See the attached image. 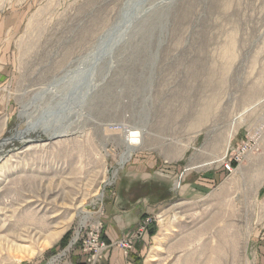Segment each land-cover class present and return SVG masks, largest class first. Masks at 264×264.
<instances>
[{
	"label": "rangeland",
	"instance_id": "obj_1",
	"mask_svg": "<svg viewBox=\"0 0 264 264\" xmlns=\"http://www.w3.org/2000/svg\"><path fill=\"white\" fill-rule=\"evenodd\" d=\"M263 121L264 0H0V227L42 235L0 264L78 262L137 193L136 264H264L263 163L221 164Z\"/></svg>",
	"mask_w": 264,
	"mask_h": 264
},
{
	"label": "built area",
	"instance_id": "obj_2",
	"mask_svg": "<svg viewBox=\"0 0 264 264\" xmlns=\"http://www.w3.org/2000/svg\"><path fill=\"white\" fill-rule=\"evenodd\" d=\"M262 139H264V121L259 132L248 134L243 140L236 143L235 146L230 147V151L227 152L221 160L222 166L227 171L231 172L234 164L238 166L247 156L257 153ZM148 221V219L143 220L140 228H144ZM101 233L102 231L96 227L87 232L80 234L77 232L75 234V239L73 237L74 240L72 239L71 243H74L73 245L77 248L78 254L82 256V259L78 260V262L84 264H98L104 252L111 246H117L122 249L124 254H127L132 242L130 237L123 236L119 240L106 243ZM141 233L140 230L139 234Z\"/></svg>",
	"mask_w": 264,
	"mask_h": 264
},
{
	"label": "crops",
	"instance_id": "obj_3",
	"mask_svg": "<svg viewBox=\"0 0 264 264\" xmlns=\"http://www.w3.org/2000/svg\"><path fill=\"white\" fill-rule=\"evenodd\" d=\"M251 155H249L250 157L248 158V166L259 168V166H261V164L263 163L264 167V150H262L260 153H254ZM224 173L225 171L220 168L218 177L222 178V175ZM201 180L204 181L206 179L201 178ZM133 196L134 197L130 201H125L124 204H121L122 206H119L117 211L113 212L108 218L105 219L106 223L102 233V238L106 243L116 241L120 237L123 230L126 229L128 225L134 222L128 219L130 211H132L134 215L138 216L137 214L139 213L141 207L145 206L151 210V208H153V206L155 205L148 202L151 197H149L148 195L146 196V194L144 193H137ZM127 202H129V204ZM135 252L136 249L134 250V252H131L129 255H127L123 253L121 248L117 246H111L104 252L98 264H136L133 258ZM137 252H141V247L139 250H137Z\"/></svg>",
	"mask_w": 264,
	"mask_h": 264
},
{
	"label": "bare ground",
	"instance_id": "obj_4",
	"mask_svg": "<svg viewBox=\"0 0 264 264\" xmlns=\"http://www.w3.org/2000/svg\"><path fill=\"white\" fill-rule=\"evenodd\" d=\"M70 98V97H69ZM67 100H64V102H66ZM71 103H73L72 99L70 98ZM129 131H125L126 133V137L124 138V146H125V150L123 151V153L121 154V163H123L125 160H127L130 155L131 152L134 150V147L137 146L138 144H140V131H136L133 129H128ZM65 132V129H54L46 134H48V138L52 139L55 137H60L62 135V133ZM15 138H18L22 141L26 140V132L22 133L19 130H17L15 132V134H13ZM29 139V138H28ZM3 144H0V146H2ZM1 148V147H0ZM137 148V147H136ZM1 157V156H0ZM9 194V193H8ZM97 197V196H96ZM1 204V203H0ZM4 208H6V206L4 205V207H0V213H3ZM45 209V208H44ZM83 211V210H81ZM81 213V212H80ZM32 214V213H31ZM86 213L82 212V217H81V223H83V221L85 222L86 219ZM36 218V217H35ZM42 218V217H41ZM28 221V220H27ZM24 224V223H23ZM41 224H45V223H41ZM20 225V224H19ZM14 224H10L8 227H6L5 229H2L0 227V230L2 229V234L0 233V253H12L13 251H22L24 248L25 251H27V247L25 245H30V244H25L27 242H33L36 240V236L41 237L40 235H38L39 233L36 231H33L34 229H31L26 227L27 223L25 224L26 226H24V228H20ZM22 225V224H21ZM30 226V225H29ZM19 227V228H18ZM35 228V227H34ZM38 230V229H36ZM50 233V232H49ZM43 234V233H42ZM46 234V232L44 233ZM56 234H58V232L56 233H52L49 235L44 236V242L45 244H50L52 242V240L54 239V237L56 236ZM55 235V236H54ZM37 237V238H38ZM223 239V238H222ZM32 244V243H31ZM220 245V243H218ZM34 246V244H33ZM157 246V245H156ZM29 247V246H28ZM217 247V246H216ZM221 247V246H220ZM27 248V249H26ZM31 248V246H30ZM222 248V247H221ZM219 249V248H218ZM32 250V249H31ZM156 250V249H155ZM221 250V249H220ZM219 251V250H218ZM15 253V252H14ZM32 253V251H31ZM22 254V253H21ZM30 254V253H29ZM220 254V252H219ZM8 256V255H7ZM153 256V255H152ZM214 257V256H213ZM217 257V256H216ZM221 257V256H220ZM215 259V257H214ZM5 260V259H4ZM151 260V256L150 259ZM215 262V260H214ZM54 264V263H53Z\"/></svg>",
	"mask_w": 264,
	"mask_h": 264
},
{
	"label": "trees",
	"instance_id": "obj_5",
	"mask_svg": "<svg viewBox=\"0 0 264 264\" xmlns=\"http://www.w3.org/2000/svg\"><path fill=\"white\" fill-rule=\"evenodd\" d=\"M160 198V197H159ZM73 264H84V263H82V262H75V263H73Z\"/></svg>",
	"mask_w": 264,
	"mask_h": 264
}]
</instances>
